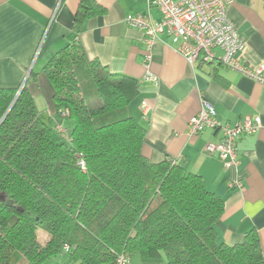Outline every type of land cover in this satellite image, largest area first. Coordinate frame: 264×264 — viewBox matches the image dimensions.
Here are the masks:
<instances>
[{"label":"trees","instance_id":"obj_1","mask_svg":"<svg viewBox=\"0 0 264 264\" xmlns=\"http://www.w3.org/2000/svg\"><path fill=\"white\" fill-rule=\"evenodd\" d=\"M105 11L80 0L74 31ZM42 71L70 124L60 133L44 123L26 85L0 88V264H45L65 245L76 264H113L119 252L160 264H264L255 230L240 244L217 241L223 201L199 175L142 155L146 128L129 110L136 79L88 61L77 40Z\"/></svg>","mask_w":264,"mask_h":264},{"label":"crops","instance_id":"obj_2","mask_svg":"<svg viewBox=\"0 0 264 264\" xmlns=\"http://www.w3.org/2000/svg\"><path fill=\"white\" fill-rule=\"evenodd\" d=\"M79 1L0 0V88L26 85L40 119L66 127L70 121L56 113L54 90L42 70L55 52L77 40L88 61L96 60L110 73L138 81V94L129 110L146 128L142 155L151 163L174 160L199 175L206 190L223 201V213L214 223L217 241L240 244L246 233L255 230L264 258V85L216 61L189 63L166 33L148 49L143 32L125 21L136 14L159 21L160 13L148 9L146 0H96L105 13L85 20L77 34L73 25ZM226 13L245 41L243 63L264 65V0H233ZM148 73L155 81L147 78ZM202 101L224 124L233 125L246 115L260 117V128L238 141L236 169L224 168L217 156L204 152L207 143L220 139L219 131L188 133L186 123L200 111ZM130 260L160 264L137 254ZM45 264L76 263L61 251Z\"/></svg>","mask_w":264,"mask_h":264},{"label":"built area","instance_id":"obj_3","mask_svg":"<svg viewBox=\"0 0 264 264\" xmlns=\"http://www.w3.org/2000/svg\"><path fill=\"white\" fill-rule=\"evenodd\" d=\"M233 0H146L147 8H156L161 15L159 21H153L147 14L128 15L126 23L141 30L148 49L166 33L175 50L189 63L219 62L230 70L264 85V65L251 67L243 63L241 52L245 41L237 33L226 10ZM221 51V54L217 53ZM148 79L155 81L151 73ZM60 117L69 115L68 110H61ZM261 124L257 115H246L233 125L221 123L215 116L213 107L202 101L200 111L191 117L187 123L188 133L198 135L206 129L217 130L221 137L217 142L207 143L204 152L208 156H217L224 168H237L238 141L241 137L255 133ZM55 129L65 133L61 124H55ZM78 165L84 171L82 159ZM240 186V183H236ZM72 248L63 247L65 252ZM113 264H132L126 252L115 253Z\"/></svg>","mask_w":264,"mask_h":264},{"label":"rangeland","instance_id":"obj_4","mask_svg":"<svg viewBox=\"0 0 264 264\" xmlns=\"http://www.w3.org/2000/svg\"><path fill=\"white\" fill-rule=\"evenodd\" d=\"M45 117V116H44ZM60 117V116H59ZM62 117H60V119H61ZM62 120V119H61ZM56 124H61V123H56ZM62 125V124H61ZM55 126V125H54ZM63 128H64V126H62ZM39 234V236H40V241L41 242H44L46 239H47V235L48 234H46V237H45V239H44V237H43V235H42V232H39L38 233Z\"/></svg>","mask_w":264,"mask_h":264},{"label":"water","instance_id":"obj_5","mask_svg":"<svg viewBox=\"0 0 264 264\" xmlns=\"http://www.w3.org/2000/svg\"><path fill=\"white\" fill-rule=\"evenodd\" d=\"M1 200H4V197H1ZM6 205L11 206L12 205V201L11 200L6 201Z\"/></svg>","mask_w":264,"mask_h":264}]
</instances>
